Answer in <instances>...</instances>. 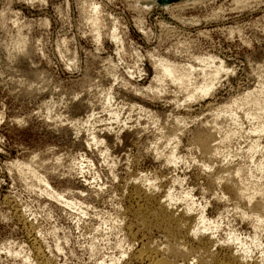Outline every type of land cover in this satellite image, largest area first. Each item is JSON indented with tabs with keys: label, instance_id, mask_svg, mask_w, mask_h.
<instances>
[{
	"label": "rangeland",
	"instance_id": "rangeland-1",
	"mask_svg": "<svg viewBox=\"0 0 264 264\" xmlns=\"http://www.w3.org/2000/svg\"><path fill=\"white\" fill-rule=\"evenodd\" d=\"M197 59L225 69L205 97ZM160 63L192 66L190 86ZM255 101L264 0H0V264H147L142 246L181 237L262 259L264 228L219 178L264 189ZM159 207L187 227L171 236Z\"/></svg>",
	"mask_w": 264,
	"mask_h": 264
},
{
	"label": "bare ground",
	"instance_id": "bare-ground-1",
	"mask_svg": "<svg viewBox=\"0 0 264 264\" xmlns=\"http://www.w3.org/2000/svg\"><path fill=\"white\" fill-rule=\"evenodd\" d=\"M197 60L199 61V63H201V64L207 63V65H203L202 66L203 68L201 70V74L203 76V84H202V87L199 88V89H198V87L197 88H194V92H196L197 90H199L200 93L203 95V97H205V96L209 95V93L211 92V90L215 86L214 81H216L218 79L219 75L225 69H224V66L222 64L220 66L219 65L218 66H215V65H213V62L210 63L209 60H199V59H197ZM159 66L161 68L160 70H162L161 73L163 74V78H165V79L169 78L174 84L175 83L176 84H180L181 86L182 85L183 86L186 85V87L188 85L190 86V84H187V83L190 82L191 76L193 75V72L195 71L192 66L182 67L183 69L181 68V71H182V74L181 75L178 74V70L174 66H171V65H168V64H165V63H160ZM250 95L251 94H248V97ZM190 97L191 98H194L195 96L193 94V95H190ZM254 104H255V107L257 109V111L255 112V116H260L264 112V103H260L259 101H255ZM210 142H208V139L207 140H203L202 139L200 141V143H201V145L203 147V150L205 152V155L206 154L209 155V154H212V153H215L216 152V151L214 152V149L212 148L215 145L212 142V145L213 146H211L210 145ZM216 153L218 154V152H216ZM211 156H214V154L211 155ZM224 170L225 169H223V171ZM222 172H219V173L222 174ZM239 173L240 172H238L237 170L230 169V170H228V174L229 175L227 177H225V178H224V176L221 177L220 174H219V178L226 180V182H224V183H226L227 188L229 189L228 190L229 194L234 195V197L237 196L238 199L242 200L243 203L246 206L249 207V208L247 207V210L249 209V211L244 214L245 218H243V219H250L251 220L252 217H255V220H253V222H252V224L254 225V228L255 229L262 228V227L264 228V189L262 190V188L260 189V187L257 188L260 185H256L257 186L256 187L257 189H255V192H254V190L251 189V188H253V186H251V187L250 186H247V185L243 184L241 181H240L241 183H239V179L237 180L238 177L236 178V176L239 175ZM223 174H225V173H223ZM142 193L143 192H141V193H135V196H136L135 199H137V200H139V201L142 202V204L140 203L139 207L137 205L138 210L136 212L137 214L136 213L135 214L138 215V216H140L143 219L141 221V223L144 222V224L147 225V224H149L148 223L149 221H147L149 219V217L147 219V215L149 216V205L150 204L147 203L148 202L147 199H146L147 196H142L141 195ZM144 197H146V198H144ZM237 197H235V198H237ZM159 205H161V207L165 208V210L167 212L169 210V207L171 206L168 201H166L165 204H163L164 206H162L161 202H160ZM162 209H161V211H162L161 212V216L163 218L161 217L162 218L161 220L166 221V224L169 223L170 225H172V226L175 225L174 227H176L175 230L174 229L171 230L169 228L170 231L169 232L167 230L166 231L171 236H177L179 230L182 229V228H184L186 225H188L186 218H183L181 220L176 219L175 218L176 217L175 214L167 213L166 211H163ZM190 211H191V209H188V212H190ZM184 213L185 212H183V214ZM189 214L190 213H188L186 215H189ZM155 215H156V213H155ZM174 215H175V217H174ZM156 217H158V216H156ZM199 217H200L199 218L200 222H202L203 221V217L202 216H199ZM188 218H189V216H188ZM190 218H194V217H190ZM250 220H248V221H250ZM189 221H190V219H189ZM189 221H188V223L190 224ZM160 222H162V221H160ZM168 225H167V227H168ZM189 226H191V225H189ZM178 228H179V230H178ZM191 229H192V227H191ZM183 231H184V229H183ZM188 233L191 234V235H193L194 236V239H195V237H197L199 235H202V236L204 235L203 232H198V230L195 231L193 229L191 231L188 230ZM179 234H180V232H179ZM183 234H185V232H183ZM191 235H189V237ZM186 236H187V234H186ZM177 238H179V237H177ZM187 238H188V236H187ZM172 239H174V238H172ZM180 239H182V242H184V240H183L182 237ZM186 240H185V242H186ZM188 240H189V238H188ZM238 240L236 239L235 241H238ZM230 241L228 240V242H230ZM235 241L233 242V245L232 246H235V245L238 246L239 247L238 248V251H236L237 249H235V251H233L232 248H234V247H231V245H230L231 248L229 247L230 249L228 248L229 249L228 251H223V252H220V253H216L215 251L212 250V248L210 246H208L209 244H207V245L206 244H203L201 242V240H200L199 245H195V246H190L191 245L190 243H189L190 245H186V244H183L182 242H176L175 244L168 246L167 250L165 249L166 253H163L162 252V254L158 250H156V251H154V249L151 250V248L153 246L150 247V248H148L145 245V246H142L143 248H141L137 253L135 252V255L134 256L138 260H142V261L147 262V264H264V257H262V256H261L262 259H259V257H258V259L250 260L249 259L251 257L250 256V252L251 251L249 249L250 247L247 248L245 244H242L239 241L236 244ZM230 243L232 244V241Z\"/></svg>",
	"mask_w": 264,
	"mask_h": 264
}]
</instances>
